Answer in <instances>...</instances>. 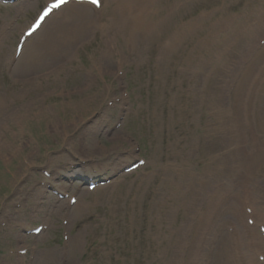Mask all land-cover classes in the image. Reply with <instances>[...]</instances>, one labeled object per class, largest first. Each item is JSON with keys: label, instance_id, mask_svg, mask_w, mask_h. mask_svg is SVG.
Returning a JSON list of instances; mask_svg holds the SVG:
<instances>
[{"label": "rangeland", "instance_id": "rangeland-1", "mask_svg": "<svg viewBox=\"0 0 264 264\" xmlns=\"http://www.w3.org/2000/svg\"><path fill=\"white\" fill-rule=\"evenodd\" d=\"M13 1L0 0V264H222L223 249L229 264H264V193L253 187L264 153L253 175L242 168L252 134L264 135V61L247 71L264 55V0H100L84 5L88 31L34 63L29 45L72 6L17 54L50 0ZM237 86L250 111L239 130L223 123ZM225 161L238 170L226 192L233 202L239 192L243 231L212 192L226 186ZM259 241L249 258L244 246Z\"/></svg>", "mask_w": 264, "mask_h": 264}, {"label": "bare ground", "instance_id": "bare-ground-1", "mask_svg": "<svg viewBox=\"0 0 264 264\" xmlns=\"http://www.w3.org/2000/svg\"><path fill=\"white\" fill-rule=\"evenodd\" d=\"M69 4L70 3L68 2V4H66V6H72V8L70 7L68 9H66L65 12L63 13V16L61 17V21L55 23V25L52 26L53 29H52L48 39L43 38L41 41H39L37 43H33L32 45H29L28 56H27V58H25L26 62L27 61L30 63L38 62L40 59L43 58L44 55H48L51 52L58 53L61 50H65L66 47L68 46L69 42H70L69 40H72L76 36L80 35V33L82 31L85 32V31L89 30L86 28H87V24L88 23L90 24V18L92 17V15L90 14V12H87V8L84 6L87 3H78V4H82V5H69ZM62 6H65V4ZM62 6L59 7L56 12H59L60 9L62 8ZM117 7L125 9L127 7V0H118L117 1ZM53 14L54 13H52V14L50 13L44 19L40 28L42 27L43 23ZM89 24H88V26H89ZM71 33H74L73 38H71V35H70ZM77 33H79V34H77ZM66 39L68 40L67 42L64 41ZM263 61H264V55H258L254 61L255 66H254V63H251V65L249 66V70H247V71L250 72L254 67L258 70L260 68V66H262L261 64ZM22 62L23 61H21V63ZM236 88L238 91L239 105L236 108V113L233 116L230 117V116H226L224 114L223 123L224 124L232 123L231 125L234 126L237 130H239L241 127L243 128V121L247 120L248 115H250V111L247 109H244V105H246L248 102L244 99L243 94H242L243 92L240 91L239 86H237ZM254 109L256 111H258L256 108H254ZM219 110H221V109H219ZM217 113H218V115H220L221 112L218 111ZM241 123H242V126H240ZM257 123L260 124L261 127H263L264 126V117L261 116L260 121L257 120ZM252 139L254 142H256V150L250 151L249 153H247L245 155V158L248 156H251V158L246 159L245 162H243V160L239 161V164H241V162H243L242 168L247 173V174L243 175L245 178L250 177V175H253V172L251 171L253 169V166H256L257 164L260 165L262 163L259 158H260V155L262 153H264V135L261 136L259 134L253 133ZM222 164H223V166H220V168H226L229 171H231V170L238 171L237 167H233L231 165L225 166L224 164H232V163H229L228 161H225ZM254 170H255V168H254ZM261 181H262V179H261ZM253 187L258 192V195H260V193H264V185H262L261 187H257V188H256V185ZM225 209L230 210V211H235L236 206H233L232 204H228L225 206ZM211 214H212V212L209 208L207 211V216H206V214L201 213V217L203 218V220H206L208 222V220H212ZM223 252L225 253V255L227 254L226 250H224V249L220 250L221 254ZM222 264H228V262L225 260V262Z\"/></svg>", "mask_w": 264, "mask_h": 264}, {"label": "snow or ice", "instance_id": "snow-or-ice-1", "mask_svg": "<svg viewBox=\"0 0 264 264\" xmlns=\"http://www.w3.org/2000/svg\"><path fill=\"white\" fill-rule=\"evenodd\" d=\"M64 2V0H61V3H63ZM94 2H95V0H94Z\"/></svg>", "mask_w": 264, "mask_h": 264}]
</instances>
